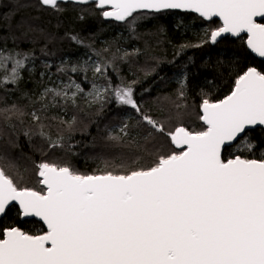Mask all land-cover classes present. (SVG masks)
Returning a JSON list of instances; mask_svg holds the SVG:
<instances>
[{
	"label": "snow or ice",
	"instance_id": "1",
	"mask_svg": "<svg viewBox=\"0 0 264 264\" xmlns=\"http://www.w3.org/2000/svg\"><path fill=\"white\" fill-rule=\"evenodd\" d=\"M67 2L38 0L41 7L56 12ZM71 2L94 4L103 18L126 22L132 30L148 14L170 10L197 13L206 21L219 18L220 26L206 31L207 40L196 47L216 44L225 34L241 39L246 34L247 48L264 58V0ZM68 38L83 43L76 35ZM107 51L94 52L98 59L91 64L57 67L65 74L91 69L90 91L69 77L67 83L45 87L31 100L39 107L27 113L31 125L22 134L34 151L41 152L39 162L32 160L31 168L21 170L14 158L0 151V216L15 204L21 218H38L44 225L36 234L18 226L0 228V264H264V154L224 155L233 146L241 152L255 147L249 131L264 127V70L255 66L242 70L223 99L205 96L199 106L202 130L183 124L170 128L168 121L155 118L137 100L136 81L113 82L109 70L117 71L114 62L131 54L113 53L106 60ZM34 61L32 52L0 48V89L18 85L25 70H34ZM184 87L182 81L178 99L184 97ZM81 97L89 107L99 105L102 110L114 101L135 114L119 125L106 126V140L114 151L95 157L99 163L91 172L79 171L67 158L75 153L65 131L75 130L77 117L47 115L51 109L66 112L69 106L77 107ZM25 114L15 104L0 108L13 134L12 117L23 124ZM49 120L60 126L55 135ZM34 137L47 150L35 148ZM160 138L170 147L166 149ZM18 139L17 135L7 143L18 147ZM56 150L64 155H55ZM30 172L39 187L25 184Z\"/></svg>",
	"mask_w": 264,
	"mask_h": 264
},
{
	"label": "trees",
	"instance_id": "2",
	"mask_svg": "<svg viewBox=\"0 0 264 264\" xmlns=\"http://www.w3.org/2000/svg\"><path fill=\"white\" fill-rule=\"evenodd\" d=\"M60 8L62 10L56 12L41 7L38 0H0V48L32 52L35 56L34 70H25L18 85H7V91L0 89V108L15 104L26 113L22 117L23 124L16 116L12 117L10 123L15 125V134L0 116V151H6L14 158L21 170L25 166L31 168L32 160L39 162L42 158L41 152L34 151L33 145L22 134L31 125L27 113L33 107H39L38 104L32 105L31 100H35L45 87L67 83L69 77L81 83L85 92L91 90V69L87 73H59L57 67L62 64H67L69 68L73 64L82 65L85 61L91 64L98 59L94 52L103 49H108L103 53L106 60H111L113 53L118 57L125 52L130 53L127 58L114 62L117 71L109 70L113 82L119 83L120 79L125 83L136 81L133 84L135 96L146 111L159 120L168 121L170 128L183 124L195 131L203 127L199 120V106L205 96L212 100L223 99L230 93L236 76L242 70L249 66L264 70V61L248 52L245 37H227L213 45L206 42L200 47L195 46L207 40L206 34L200 35L198 27L210 31L220 26L215 20L204 22L188 13L163 12L148 14L147 18L138 20L132 30L126 22L104 21L94 4L61 3ZM69 35L78 36L83 43L77 44L68 38ZM46 63L51 68H46ZM29 68L32 66L29 65ZM151 69L154 71L146 75ZM182 81L185 84L184 97L178 99ZM97 83L103 84V81L97 80ZM77 103V107L69 106L66 112L56 108L49 110L47 115L62 116L65 120H70L73 115L77 117L75 130L71 133L65 131L66 136H71L68 144L73 146L72 152L75 153L67 158L79 171L91 172L99 163L95 157L107 156L114 151L106 140V126L119 125L135 114L131 109L118 107L114 101L105 104L102 110L99 105L89 107L83 97ZM48 123L55 135L60 127L58 122L49 120ZM17 135L19 146L13 148L7 141L10 138L15 140ZM249 137L255 145L252 152H241L233 146L225 151V157L243 155L259 158L264 154V131H249ZM33 139L35 148L44 147L47 150L39 138ZM160 142L166 149L170 147L164 138H160ZM55 155L63 156L64 153L56 150ZM25 184L39 187L31 172L26 174ZM7 226H18L32 234L43 229L34 220L21 221L15 206L8 208L0 219V228Z\"/></svg>",
	"mask_w": 264,
	"mask_h": 264
},
{
	"label": "water",
	"instance_id": "3",
	"mask_svg": "<svg viewBox=\"0 0 264 264\" xmlns=\"http://www.w3.org/2000/svg\"><path fill=\"white\" fill-rule=\"evenodd\" d=\"M67 3L75 4V3H72L71 0H68ZM62 4H65V3H62ZM75 5H80V4H75ZM88 5H90V4H88ZM82 6H85V5H82ZM166 12L188 13V14H192V15H195V16H197L198 18H200L199 15H198L197 13L185 12V11H183V10H170V11H166ZM102 19H103L104 21L115 22V23H118V24H123V23H125V22H117V21H114V20H112V19H105V18H103V17H102ZM200 19H202V18H200ZM202 20H203L204 22H211V21L215 20V21H218V22L221 24V21L219 20V18H213L211 21H206V20H204V19H202ZM242 36L245 37V39H246V34H242ZM227 37H229V38H231V39H237V38H238V37H233V36H231V35L225 34L224 36L218 38L217 43H218L220 40H222V39H224V38H227ZM211 44H212V43H211ZM212 45H213V44H212ZM245 45H246V44H245ZM246 47H247V46H246ZM247 50H248V52H249L254 58H256V59H258V60H260V61H264V58H261V57L256 56V55H255L254 53H252L248 48H247ZM199 114H200V108H199ZM200 122H201V124H202V121H200ZM202 125H203V124H202ZM255 129H262V130L264 131V127H260V126H257ZM255 129H252V130H255ZM252 130H250V131H252ZM12 206H15V207L18 209V205L12 204L10 207H12ZM10 207H9V208H10ZM6 211H7V210H6ZM3 217H4V215H3V216H0V219H2ZM20 220H21V221L34 220V221L40 223V224L42 225L43 229H44V225L42 224L41 221L38 220V218H34V217H33V218H21V217H20Z\"/></svg>",
	"mask_w": 264,
	"mask_h": 264
},
{
	"label": "rangeland",
	"instance_id": "4",
	"mask_svg": "<svg viewBox=\"0 0 264 264\" xmlns=\"http://www.w3.org/2000/svg\"><path fill=\"white\" fill-rule=\"evenodd\" d=\"M198 29H199L200 35L204 36V34L206 33V28L202 27V26H199ZM177 80L180 81V79H178V78H177Z\"/></svg>",
	"mask_w": 264,
	"mask_h": 264
}]
</instances>
